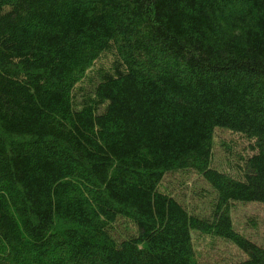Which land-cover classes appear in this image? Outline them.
Listing matches in <instances>:
<instances>
[{
	"label": "trees",
	"instance_id": "obj_1",
	"mask_svg": "<svg viewBox=\"0 0 264 264\" xmlns=\"http://www.w3.org/2000/svg\"><path fill=\"white\" fill-rule=\"evenodd\" d=\"M217 130L247 141L228 171ZM187 171L206 214L159 190ZM238 203L264 205V0H0V264H200L195 236L264 264Z\"/></svg>",
	"mask_w": 264,
	"mask_h": 264
},
{
	"label": "rangeland",
	"instance_id": "obj_2",
	"mask_svg": "<svg viewBox=\"0 0 264 264\" xmlns=\"http://www.w3.org/2000/svg\"><path fill=\"white\" fill-rule=\"evenodd\" d=\"M235 142L233 154L225 152L228 142ZM246 140H242L236 134L227 131L217 130L214 132L212 141V167L217 170L228 171L229 159L237 157L240 150L245 146ZM244 151V150H243ZM232 161V160H231ZM187 189L186 194H182L181 188ZM207 186L192 171L176 172L167 175L159 186V190L169 192L181 200L189 211L196 213H208V203L203 199L193 196L198 189ZM232 227L239 234L256 243L264 246V205L259 203H238L230 214ZM195 248L198 251L200 264H231L245 259V255L240 253L231 244H219L216 240L195 236Z\"/></svg>",
	"mask_w": 264,
	"mask_h": 264
}]
</instances>
